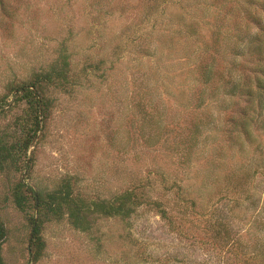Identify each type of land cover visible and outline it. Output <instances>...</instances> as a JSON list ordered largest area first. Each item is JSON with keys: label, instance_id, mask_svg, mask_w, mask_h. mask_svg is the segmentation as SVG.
I'll use <instances>...</instances> for the list:
<instances>
[{"label": "rangeland", "instance_id": "374dc122", "mask_svg": "<svg viewBox=\"0 0 264 264\" xmlns=\"http://www.w3.org/2000/svg\"><path fill=\"white\" fill-rule=\"evenodd\" d=\"M62 57L70 85L46 88L37 139L0 165L4 264H264V102L245 94L264 0H0V143L29 128L15 88ZM19 182L45 199L68 183L74 201L137 187L166 215L50 217L33 262Z\"/></svg>", "mask_w": 264, "mask_h": 264}, {"label": "trees", "instance_id": "16d2710c", "mask_svg": "<svg viewBox=\"0 0 264 264\" xmlns=\"http://www.w3.org/2000/svg\"><path fill=\"white\" fill-rule=\"evenodd\" d=\"M69 66L65 57H62L58 63V68H53L46 73H36L33 75V80L28 82L27 85H21L19 88H15L17 93H20L18 100L25 101L27 107L30 110L31 120H29V128L25 135V138L21 142L13 143L9 146L0 143L1 160L0 165L6 161H10L12 164H16L20 161V154H25L26 150L37 139V133L40 131V118L44 121L48 118L50 104L45 96L46 88L49 86L55 87L60 90H65L71 83L69 78ZM254 79L255 87L248 89L245 94L247 99L255 100L256 104L260 107L264 102V68L256 72ZM248 101V102H249ZM3 98L0 100V108L3 104ZM22 150H17V148ZM30 189L22 183H18L17 188L13 194L14 204L16 208L25 210L31 208L32 215L28 217L30 224V232L32 234L31 247L34 248L33 262H36L39 253L43 249V242L40 237V227L45 220H49L50 217L59 219L67 214L70 220L76 227L85 230L89 222L87 215L89 214H103L107 217L119 216L123 219L129 218L136 208L144 205L153 206L157 209L156 212L160 213L163 218L166 214L161 209V206L157 203H149L147 198L144 197L142 191L137 187L127 188L120 194L113 197L111 201H105L100 199L95 200H81L72 198V190L68 183H62L60 188L53 193L46 195V199L40 195L28 196ZM30 199L33 204L29 205ZM37 208V221L35 223L34 211ZM65 208V209H64ZM6 237V230L0 223V248ZM0 264H4L0 255Z\"/></svg>", "mask_w": 264, "mask_h": 264}]
</instances>
